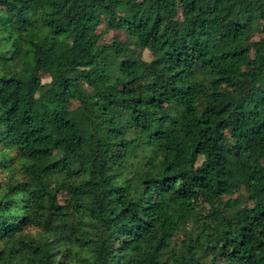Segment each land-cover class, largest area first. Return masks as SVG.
Returning <instances> with one entry per match:
<instances>
[{"label":"trees","instance_id":"16d2710c","mask_svg":"<svg viewBox=\"0 0 264 264\" xmlns=\"http://www.w3.org/2000/svg\"><path fill=\"white\" fill-rule=\"evenodd\" d=\"M260 34L264 0H0V264H264Z\"/></svg>","mask_w":264,"mask_h":264},{"label":"rangeland","instance_id":"374dc122","mask_svg":"<svg viewBox=\"0 0 264 264\" xmlns=\"http://www.w3.org/2000/svg\"><path fill=\"white\" fill-rule=\"evenodd\" d=\"M113 35H114V33L113 32H111L107 37H106V40H112V37H113ZM262 36H264V35H258L257 36V38H260V37H262ZM50 80V78L48 77V76H45L44 77V81H49ZM202 162V157H200V159H199V164ZM240 193H243V191H241ZM240 193H236L233 197H237ZM225 221L227 222V223H231V224H237V222H235V223H232V222H230L228 219H225ZM182 240V235L181 234H177L176 236H175V240H174V243H179L180 241Z\"/></svg>","mask_w":264,"mask_h":264}]
</instances>
